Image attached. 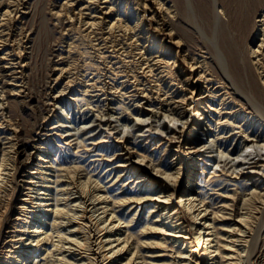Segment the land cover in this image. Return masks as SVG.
<instances>
[{"label": "bare ground", "instance_id": "bare-ground-1", "mask_svg": "<svg viewBox=\"0 0 264 264\" xmlns=\"http://www.w3.org/2000/svg\"><path fill=\"white\" fill-rule=\"evenodd\" d=\"M27 3L0 0V107L2 98L10 97L8 89L20 94L28 82L29 53L11 39V27L29 11ZM61 5L53 14L67 19L68 31L78 22L80 33L52 69L57 76L50 90L61 88L47 96L60 105L59 112L38 129L53 130L47 133L51 137L35 136L31 150L14 128L10 133L21 139L8 145L0 140V264H39L42 250L55 254L56 264H147L140 251L144 243L155 252L150 264H264V162H259L264 159L245 166L264 150V10L252 25L247 51L226 52L218 42L225 10L216 8L209 54L191 47L182 26L181 5L191 14V0H62ZM77 53L84 64L72 60ZM72 147L76 154L104 150L107 160L118 162L110 161L94 180L90 174L60 186L54 175H45L49 166L71 168L66 157H56ZM170 150L174 157L162 161L161 154ZM202 150L207 155L196 159ZM110 174L116 177L106 185L102 178ZM137 174L139 188L124 190L122 175L134 181ZM223 181L228 187L217 197L224 202L214 206L212 190ZM21 182L19 211L13 228L5 230L11 203L6 196ZM118 182L120 197L110 194ZM115 203H132L130 210L137 211L120 212Z\"/></svg>", "mask_w": 264, "mask_h": 264}, {"label": "rangeland", "instance_id": "rangeland-1", "mask_svg": "<svg viewBox=\"0 0 264 264\" xmlns=\"http://www.w3.org/2000/svg\"><path fill=\"white\" fill-rule=\"evenodd\" d=\"M191 2L193 5V12L191 14L186 13L183 10V6L181 5V11H182L181 15L183 18L182 26L185 29L183 30L186 32L185 34L188 37V42L189 43L191 42L190 45L194 50L196 49L197 52L207 51L210 54V49H209L210 46H209V42L207 41L208 36H210V27H211V24L213 23L215 13H218V12L220 13V11L218 10H220L222 7L223 10L225 11L224 13L223 12L220 13L223 19L220 22L221 25L219 27L220 32H219L218 42L221 44L222 48L226 50V52H229V51L234 52L238 50L247 51L249 44H250V38L253 33L252 25L255 19L257 18V16L260 13H262L264 10V0H191ZM61 3H62V0H55V1L54 0H30V1L28 0L27 11L28 10L29 11L25 13V15L21 17L17 21V23L13 25V27H11L12 31L14 32L13 37H11V39L14 38L16 41V44L18 45L22 43L23 47L25 46L24 48L25 51L29 53L28 54L29 62H28V68H27V77L25 80L26 82L27 81L28 82L23 87V89L25 90L22 92L23 94L20 92L21 96L20 94H16L14 96L10 95L11 91H9L8 89L7 94L10 97L2 98L3 104L0 107V121L5 122L3 123L5 127L3 128L4 132L0 133V140L4 141L5 145H8L11 139L19 140L23 136L24 141H26L27 144H29L28 146L30 147L29 149L31 150L33 149V146L31 148V145L34 144L33 139L35 136L40 137L42 139H47L51 137L50 135H47V133H50L53 130L49 129L47 130V133L42 134L43 132H45L46 129L43 130L42 132H38V129L44 120L47 122L49 121L50 118H52V121L54 119L56 120L57 118L55 117V114L59 112L58 109L60 105L55 106L54 104L49 103V100H48V96H49L48 93L51 90H53V88L56 89V92L61 88V85H59L58 87H53L50 90V87L54 86L56 82L55 77L57 76V74H55L56 76L54 74L52 75V69L54 66L57 65L58 61H61L60 59L62 57V51L66 48L67 43L73 40V38L74 39L76 38L77 40L76 36H78V34L80 33L79 28L77 26L78 22H75V25L73 26V30L70 29L68 31V27H67L68 24L66 22L67 19L63 18L64 19L63 20L62 18H59V17L56 18L57 16L53 14V11L60 10V8L62 7ZM60 19L61 21H59ZM72 31H73L74 36L76 35L75 37L72 35L71 33ZM71 37L73 38L71 39ZM19 39H22V42H19ZM76 40L74 41L75 44H77L78 42V41L76 42ZM196 41L200 43L197 44ZM72 60L76 61L75 63H78L77 66L81 63L83 64L85 63L84 57L81 58L80 54L78 53L77 55H75V57L72 58ZM82 65L80 66L83 67ZM15 97L17 99H15ZM164 123H168V121H164ZM13 128L15 130H18V133H20L21 137L17 135L15 137L16 139L14 138L13 134L10 133V131L14 130ZM93 128L96 129V133L102 132L100 126L94 125ZM199 133L203 136V132L202 133L199 132ZM80 136L82 138L86 137L85 134H81V133H80ZM85 139L87 142L90 140L89 138H85ZM204 139L205 138H203V140ZM53 141L55 144H58V142H60L57 140H53ZM73 146H75V144ZM41 149L43 148L41 147ZM75 149L76 147L75 148L72 147V149H69V150L65 149L63 152H61V154L58 157H56V159L58 160H61L62 158L66 157L69 162L68 164H70L71 168L67 169L66 167H61L62 165L61 166L56 165L53 168L51 167L52 168V171H51V168L49 166V169H48L49 171H47L46 175L45 174L44 175L45 176L48 175L47 177L48 179L51 178L52 175H54V177L56 179L58 178L59 181L61 182L60 186L67 187L68 182L72 181L74 178H75L74 180L79 181L81 179L86 178L88 175L92 174L91 179L94 180V178H96L98 175L103 176L106 171V167L108 166L107 164L110 161H115V163L118 162L116 157L114 158V160L113 159L107 160V155L104 154L105 153L104 150L99 151L97 149H94V150L92 149L85 153L79 152L76 154L74 151ZM208 149L209 148H206V151ZM66 150H67L68 155H65ZM206 151L204 150L201 151L203 152V155L196 154V159L199 156L204 157V155H207L208 152ZM260 153H262V155L254 154L253 155L254 158H251L249 160L251 162L246 163L245 166H247V164L251 165L255 163L252 161L264 159V150H261ZM175 154H176L175 150H170L168 153H162L160 158L162 159V161L170 162ZM54 156L55 155H52V157ZM223 162H220V163L222 166H225ZM259 162L260 163L264 162V160H261ZM13 163L10 165L12 167L10 171L12 172L16 170L15 167L17 166L15 163L14 164ZM197 163L200 164L203 162L200 160ZM13 165H14V168H13ZM229 165L230 163L226 164L225 167L228 168ZM201 166L202 164H200V166L197 165V169L200 170ZM211 166L212 165H210V167ZM25 168L27 167L25 166ZM215 169H221V168L216 167ZM114 173H116L117 175L119 172L114 171ZM114 173H112V175H114ZM56 174H58V176ZM112 175L110 174L109 178H102V182L103 183L106 182V185L110 184L113 181V179L116 177L114 176V178H112L113 177ZM138 176L139 174L135 175L134 177H132L135 180L130 181L128 180L129 178L127 177V175H122V178L124 179L123 183L126 182V185L123 187V189L124 190L125 189L128 190L131 188L138 189L139 185H136L135 183L136 179H138ZM195 182L197 183L198 180L195 179L194 183ZM121 183L122 182H118L114 184L113 187H110V192H111L110 194L116 193L117 190L119 189L118 186ZM228 184H229V181H223L214 186V188H216L212 190V191H216V192H213V195H212L215 198L214 201H216V203H214V206L220 204L221 202H224L221 199L222 197L221 196L217 197V195L223 194V193H220V191L225 190L228 187ZM260 185L261 187H263L264 181H262ZM24 186L25 185H23L22 182L16 184L15 190H13L10 194L12 198H10V195L9 197L6 196L7 199H10L11 207L9 206L10 209H8V211L5 213V218H4L5 220L3 223L4 225L3 228H5V230H7L8 228L10 229L13 228L11 227V225H13L15 222V220L13 219L17 216V211H19V208H17V206L21 204L17 202V199L19 198L20 192L24 190L23 189ZM229 186L232 188L238 187L237 184H232ZM49 188L51 189V191H56V186L54 185V183H52V186H50ZM197 190H199V188H197ZM207 190L210 191L211 189H207ZM123 193L124 192L119 194L118 192L115 195L120 197V195H122ZM208 195H209L208 193L205 195L206 200L210 199ZM57 196L59 197V194H57ZM228 201L230 203L229 207L232 208L231 203H233V200L231 199V197L228 198ZM118 204L119 203H115L116 205L115 208L118 209L120 212H123L126 214L127 213L133 214L137 211V208L130 210L132 203L128 205L125 204L122 206H119ZM234 206H236V204ZM231 208H229L230 211H231ZM138 211L139 213L141 212L140 209ZM139 213H137L136 218L133 221V225L130 228L131 231L137 232V230H139V227L136 226L137 224L136 220L137 218H139L138 217ZM142 215H143V212L141 213V216ZM151 215L153 219L156 218L155 214H151ZM7 226H10V227H7ZM54 238L56 239L57 236ZM133 239L134 237L131 238V241ZM142 239H145V237L142 236ZM142 246L143 247H141V250H140L141 254H144V256L146 257L145 259L147 261V264H150L151 256L156 257L154 256L155 254H151V253H155V252L149 251L150 247L146 243L142 244ZM42 251H43L42 254L37 257V259H39L37 260L39 264H56V261L54 260L56 256L55 254L48 255L47 251L45 250H42ZM262 258H264V254L262 255Z\"/></svg>", "mask_w": 264, "mask_h": 264}]
</instances>
